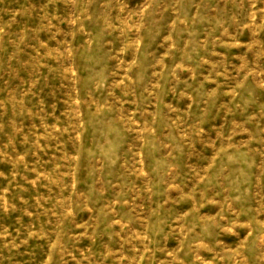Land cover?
Returning a JSON list of instances; mask_svg holds the SVG:
<instances>
[{
    "label": "rangeland",
    "instance_id": "374dc122",
    "mask_svg": "<svg viewBox=\"0 0 264 264\" xmlns=\"http://www.w3.org/2000/svg\"><path fill=\"white\" fill-rule=\"evenodd\" d=\"M0 264H264V0H0Z\"/></svg>",
    "mask_w": 264,
    "mask_h": 264
}]
</instances>
